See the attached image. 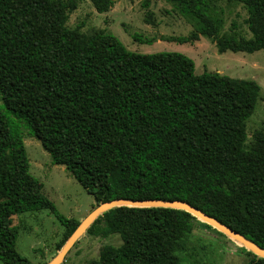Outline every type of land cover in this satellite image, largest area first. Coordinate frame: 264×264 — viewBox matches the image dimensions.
I'll list each match as a JSON object with an SVG mask.
<instances>
[{
    "label": "trees",
    "instance_id": "obj_1",
    "mask_svg": "<svg viewBox=\"0 0 264 264\" xmlns=\"http://www.w3.org/2000/svg\"><path fill=\"white\" fill-rule=\"evenodd\" d=\"M171 1L195 25L187 36L161 39L183 43L203 35L219 53L264 49V0H239L247 38L233 22L220 32L221 18L208 13L204 0ZM77 2L0 0V261L30 264L14 249V214L48 209L63 226L56 250L79 222L58 214L40 194L14 120L95 205L116 197L179 199L264 249V133L254 131L245 146L258 84L218 72L194 74L182 53L132 52L109 32L68 28ZM89 2L99 13L112 5ZM140 5L146 8L148 0ZM150 15L145 12V23ZM196 226L225 236L181 209L112 207L85 231L117 234L120 244L104 246L88 264H178ZM247 264L264 258L252 254Z\"/></svg>",
    "mask_w": 264,
    "mask_h": 264
},
{
    "label": "rangeland",
    "instance_id": "obj_2",
    "mask_svg": "<svg viewBox=\"0 0 264 264\" xmlns=\"http://www.w3.org/2000/svg\"><path fill=\"white\" fill-rule=\"evenodd\" d=\"M140 1L112 0L111 7L99 13L89 0H78L76 8L68 13L65 25L76 27L83 34L109 32L132 52L182 53L193 61L194 74L218 72L229 77L254 80L259 86V93L252 113L245 120V146L248 147L254 131L264 133V49L250 53L229 50L219 53L211 38L203 35L183 43L163 40L161 36H187L193 30L195 20L182 14L171 0H148L146 8L140 5ZM204 4L210 15L221 18L220 32H228L233 22L239 36L249 37L244 22L246 10L239 0H204ZM146 11L151 13L150 23L144 22ZM132 33L154 39L137 42L131 38ZM14 122L22 137L28 173L41 183L40 194L52 203L58 214L80 221L95 206L92 196L62 165L51 162L38 140L21 123ZM11 224L17 227L14 249L30 264H44L57 253L56 245L61 239L63 226L48 209L14 214ZM119 244L117 234L92 235L84 231L68 249L62 262L88 264L98 258L104 246L116 247ZM240 247L227 236L196 226L187 237L186 249L180 253L178 264H247L252 253ZM0 264L4 263L0 261Z\"/></svg>",
    "mask_w": 264,
    "mask_h": 264
},
{
    "label": "water",
    "instance_id": "obj_3",
    "mask_svg": "<svg viewBox=\"0 0 264 264\" xmlns=\"http://www.w3.org/2000/svg\"><path fill=\"white\" fill-rule=\"evenodd\" d=\"M136 206V207H169L184 210L197 219L210 225L215 230L221 232L228 238L236 241L242 247L250 251L253 255L264 258V249L253 243L251 240L244 237L242 234L232 230L228 226L224 225L217 219L207 215L198 208L190 205L186 201L179 199H161V198H144V199H132L124 197H116L101 201L97 203L76 225L73 231L65 239L57 253L44 264H60L63 261V257L72 246L75 240L86 230L91 222L104 211L115 206Z\"/></svg>",
    "mask_w": 264,
    "mask_h": 264
}]
</instances>
